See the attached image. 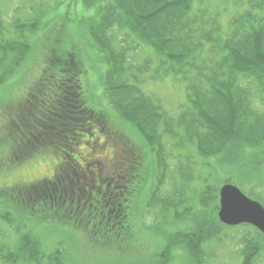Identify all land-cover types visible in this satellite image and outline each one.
<instances>
[{
    "label": "trees",
    "instance_id": "obj_1",
    "mask_svg": "<svg viewBox=\"0 0 264 264\" xmlns=\"http://www.w3.org/2000/svg\"><path fill=\"white\" fill-rule=\"evenodd\" d=\"M73 1L83 9H94L85 27L98 58L106 65L99 77L101 89L112 111L132 124L149 145L145 152H151V160L146 173L154 178L150 202L161 203L162 216L170 199H174L173 194L162 190L170 147L175 145L173 138L177 145L194 147L204 158H216L230 168L247 159L254 166L264 162V0H234L213 13L202 0ZM11 25L10 29L0 19V83L28 56L29 36L36 30L37 20H16ZM46 47L41 77L33 82L23 102L7 113L0 144L4 142L9 148L7 163L20 162L45 150L57 156V163L52 177L21 188L19 199L39 207L32 208L34 218L43 220L49 214L67 222V226L79 221L76 225L85 232L89 228L97 233L99 226L109 224V244L124 243L133 232L131 210L137 203L129 202V191L138 180H146L140 160L143 151L128 153L124 167L112 170L103 187L96 186L90 192L91 183L78 181V174L87 166L78 159L83 135L102 129L119 142L124 136L106 125L107 111L86 106L80 79L85 70L81 54L58 42ZM138 50L144 54L141 60ZM151 64L155 67L147 78L171 74L187 80V102L180 105L175 117L139 86ZM255 93L260 94L258 100L253 99ZM86 126L90 129H83ZM164 137L168 143H164ZM184 156L190 162L192 155ZM205 165L211 166L210 162ZM181 177L187 179L186 175ZM71 188L76 194L74 204L69 195ZM203 188L197 198L203 207L198 210L202 218L195 215L194 227L187 230L179 227L186 217L167 216L169 221L176 220L179 230L171 235L155 229L166 241L148 264H170L177 248L188 251L187 264H207L202 261L207 252L204 245L210 244L221 225L216 219L217 188L208 184ZM34 237L27 229L7 240L4 245L11 250L7 259L65 264L60 249L46 252ZM240 242L241 264H254L264 249L263 235L252 227L240 236Z\"/></svg>",
    "mask_w": 264,
    "mask_h": 264
},
{
    "label": "rangeland",
    "instance_id": "obj_2",
    "mask_svg": "<svg viewBox=\"0 0 264 264\" xmlns=\"http://www.w3.org/2000/svg\"><path fill=\"white\" fill-rule=\"evenodd\" d=\"M233 1L202 0L205 8L212 13L221 11ZM197 4L195 1L194 5ZM27 6L33 9L29 10ZM93 15V8L83 9L80 3H75L73 0H0V19L10 29L12 28L11 22L16 20L24 22L34 17L37 20V28L29 36L31 50L28 56L11 76L0 83V133L2 124L8 117L7 113H12L11 110L18 103L23 102L33 82L41 77L40 70L46 66L45 60L48 52L46 46L58 42L63 47L68 45L69 48L74 47L76 53L81 54L85 65L84 73L80 79L83 84L82 90L86 106L89 109L107 111L109 114H105L108 117L106 125L124 136V140L119 142L112 134L105 133L102 129L92 130L93 132L89 136L83 135L77 151L80 153L79 163L83 166L86 163L87 169H84L83 177L82 173L78 174V181L86 185L93 180V177L100 174L108 177L111 169L119 170L124 167L127 157L129 158L128 153L132 154L134 149L138 151L145 149L140 160L143 177L146 180H138L139 182L136 183L138 186L136 185L134 189L129 188V202H137L131 210L133 232L127 236L124 243L118 242L111 245V243L109 244L111 235L109 224L99 226L100 233H97L95 231L98 230L93 231L89 228L85 232L83 228L76 225V222L79 221L67 226V222L49 214L43 220L34 218L33 209L36 210L39 207H35V205L31 207L26 205V201L19 199L22 195L21 188L44 177H51L54 173L55 163H57V156L50 150H45L20 162L7 163L6 158L10 151L2 142L0 144V264H41L33 260L32 262H20L19 260L12 262L7 259L11 250L5 247V242L27 229L35 236L40 248L46 252L53 253L56 249H60L63 252L61 258L65 264H148L154 260L157 252L160 253L166 241L164 235L159 234L158 231L171 232L172 235L179 230V227L190 229L194 225L192 219L195 218V215L203 216L200 211L198 213V210L203 208L197 199L199 191L206 184L217 188L226 175L235 174L233 182L240 190L264 206V163L253 168L254 165L247 159L242 164H250L249 167L234 171L216 158H204L194 147L177 145V139L173 138L171 142L175 145L170 147L168 175L164 177L166 185L162 190L170 195L173 194L174 201L170 199L171 204L167 210H163L164 215L162 216L159 211L161 203L154 204L147 199L148 186L153 181L152 175L148 176L146 173V171L149 172L151 160V152H145L148 150V144L132 124L121 119L117 113L112 111L103 94V89H101L99 77L105 71L106 65L101 63L100 58H97V48L92 44V39L88 37L85 27L86 20ZM147 49L150 50V47ZM137 53L141 55L138 60H141L144 54L139 50ZM153 67L155 65L151 64L147 74L143 75L145 80L141 85L139 83V86L151 97L158 99L168 115L175 117L180 105L187 102V95H185L187 80L171 74H166L155 80L147 78L146 75L153 72ZM254 86L252 85L253 88ZM253 99L258 100V97L253 96ZM87 127L89 126L83 129H90ZM125 142L133 146L126 147ZM168 142L169 139L164 137V143ZM186 153L192 155L190 162L184 158ZM206 162H210L211 168L205 165ZM242 164L232 168L239 170L243 168ZM95 169L97 171L93 172ZM182 173L192 175V179L188 177L181 179ZM97 181L98 184L102 182L99 177ZM105 181L107 180L104 179L102 183L104 184ZM74 193L73 190L69 192L73 204L76 202L73 200V196L76 197ZM83 202L85 203V200ZM170 215L171 217L185 216L187 220L183 224L179 222V227H177L176 220H172L173 223L169 221L170 218H167ZM221 229L227 231L225 239L219 240L218 244H209L208 253L204 254L205 257L202 260L203 263L241 264L242 249H239L241 244L236 235L243 234V232L234 231L236 230L234 227H222ZM89 230L91 231L89 232ZM245 232L247 233V231ZM173 252L176 256L173 258L171 256L170 264H187V260L189 262L187 250L177 248ZM261 254L263 256L256 257L254 264H264V249L261 250Z\"/></svg>",
    "mask_w": 264,
    "mask_h": 264
},
{
    "label": "water",
    "instance_id": "obj_3",
    "mask_svg": "<svg viewBox=\"0 0 264 264\" xmlns=\"http://www.w3.org/2000/svg\"><path fill=\"white\" fill-rule=\"evenodd\" d=\"M218 195L217 217L222 223H251L264 234V209L259 203L247 198L229 182L220 186Z\"/></svg>",
    "mask_w": 264,
    "mask_h": 264
},
{
    "label": "flooded vegetation",
    "instance_id": "obj_4",
    "mask_svg": "<svg viewBox=\"0 0 264 264\" xmlns=\"http://www.w3.org/2000/svg\"><path fill=\"white\" fill-rule=\"evenodd\" d=\"M98 177H99V175H98V176H96V177H93V180H92V182H94V181H95V179H97ZM95 184H98V183H96V182H95ZM99 186H100V187H103V186H101L100 184H99Z\"/></svg>",
    "mask_w": 264,
    "mask_h": 264
}]
</instances>
